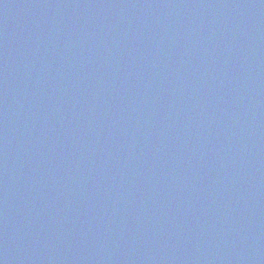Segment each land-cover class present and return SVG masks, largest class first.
Listing matches in <instances>:
<instances>
[{
	"label": "water",
	"instance_id": "water-1",
	"mask_svg": "<svg viewBox=\"0 0 264 264\" xmlns=\"http://www.w3.org/2000/svg\"><path fill=\"white\" fill-rule=\"evenodd\" d=\"M0 264H264V0H0Z\"/></svg>",
	"mask_w": 264,
	"mask_h": 264
}]
</instances>
